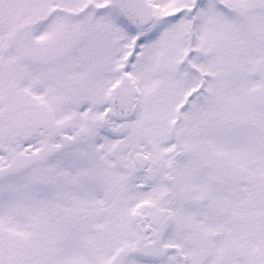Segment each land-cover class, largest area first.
Masks as SVG:
<instances>
[{
	"label": "snow or ice",
	"instance_id": "1",
	"mask_svg": "<svg viewBox=\"0 0 264 264\" xmlns=\"http://www.w3.org/2000/svg\"><path fill=\"white\" fill-rule=\"evenodd\" d=\"M0 264H264V0H0Z\"/></svg>",
	"mask_w": 264,
	"mask_h": 264
}]
</instances>
